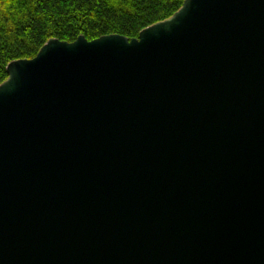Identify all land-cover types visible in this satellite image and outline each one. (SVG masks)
<instances>
[{
	"label": "water",
	"instance_id": "95a60500",
	"mask_svg": "<svg viewBox=\"0 0 264 264\" xmlns=\"http://www.w3.org/2000/svg\"><path fill=\"white\" fill-rule=\"evenodd\" d=\"M7 73L0 264H264V0H185Z\"/></svg>",
	"mask_w": 264,
	"mask_h": 264
},
{
	"label": "trees",
	"instance_id": "16d2710c",
	"mask_svg": "<svg viewBox=\"0 0 264 264\" xmlns=\"http://www.w3.org/2000/svg\"><path fill=\"white\" fill-rule=\"evenodd\" d=\"M185 0H0V85L7 67L33 59L51 39L92 41L106 35L129 39L170 18Z\"/></svg>",
	"mask_w": 264,
	"mask_h": 264
}]
</instances>
